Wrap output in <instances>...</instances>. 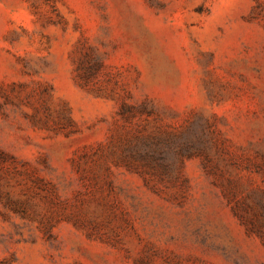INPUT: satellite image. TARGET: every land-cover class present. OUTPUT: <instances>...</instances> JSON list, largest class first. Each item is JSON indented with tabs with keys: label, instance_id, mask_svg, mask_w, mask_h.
<instances>
[{
	"label": "rangeland",
	"instance_id": "rangeland-1",
	"mask_svg": "<svg viewBox=\"0 0 264 264\" xmlns=\"http://www.w3.org/2000/svg\"><path fill=\"white\" fill-rule=\"evenodd\" d=\"M0 264H264V0H0Z\"/></svg>",
	"mask_w": 264,
	"mask_h": 264
}]
</instances>
